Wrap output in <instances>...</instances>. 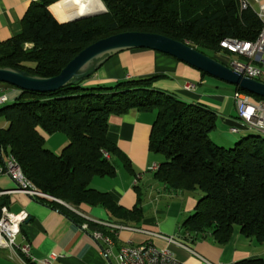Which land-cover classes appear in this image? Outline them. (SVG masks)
<instances>
[{"label":"trees","instance_id":"trees-1","mask_svg":"<svg viewBox=\"0 0 264 264\" xmlns=\"http://www.w3.org/2000/svg\"><path fill=\"white\" fill-rule=\"evenodd\" d=\"M59 1L43 0L28 8L20 33L0 45V68L54 78L92 44L123 33L157 34L214 58L222 40L255 42L262 29L257 12L241 11L239 0H101L107 13L69 23H61L50 9ZM155 82L140 79L113 87L79 82L54 93L19 90L18 98L0 108V120L6 123L0 127V165L13 157L38 192L69 207L88 205L103 209L111 221L140 223V196L128 210L91 183L96 177L117 176L113 157L134 173L128 158L107 139L111 117L130 111L155 114L149 148L165 158L156 180L198 197L194 214L181 225L185 239L224 245L238 229L245 238L263 243L264 138L250 135L233 148L218 146L211 137L217 114L158 91ZM41 132L63 134L69 144L57 155L46 147ZM49 203L78 226L106 233L105 226Z\"/></svg>","mask_w":264,"mask_h":264},{"label":"crops","instance_id":"crops-1","mask_svg":"<svg viewBox=\"0 0 264 264\" xmlns=\"http://www.w3.org/2000/svg\"><path fill=\"white\" fill-rule=\"evenodd\" d=\"M43 0H0V45L12 39L21 31V22L32 4ZM255 12L260 11L264 0H248ZM61 23H69L84 16L83 8L76 7L70 0H61L50 7ZM155 78L158 91L172 95L186 103L199 105L217 114V129L213 133L214 142L219 145H232L236 142L231 129H239L244 137L260 132L249 130L241 122L231 117L230 112L236 108L230 91L224 92L215 78L203 76L202 73L168 55L147 49L121 52L112 56L97 72L85 81L87 86H113L119 82ZM187 84L195 85L194 91L185 90ZM228 92V93H227ZM20 94L6 84H0V96L6 95L9 102ZM237 110V108H236ZM156 115L130 111L124 116L111 117L107 139L128 158L134 173L128 171L118 158L117 176L115 178L96 177L91 187L99 192L109 194L121 207L132 210L138 197H141L143 219L140 223L109 220L101 208L82 205L78 209L61 204L80 217L90 222H110L127 226L112 234L106 227V235L114 239V254L126 244H151L160 250L170 251L184 264H240L244 261L262 260L264 264V242L245 238L235 229L231 238L224 245L213 240L191 243L182 234V223L195 212L198 197L194 194L179 193L168 189L155 178L153 166L160 167L165 158L150 151V135ZM6 123L0 120V127ZM262 133V132H261ZM233 134V135H238ZM60 134L44 136L46 147L53 143ZM243 137V138H244ZM56 145L47 147L55 154H61L69 144L67 138H60ZM118 159V160H117ZM52 201V200H50ZM0 207L18 214L26 211L28 220L22 225L17 237L18 245H29L31 254L38 260L51 256V264H114L115 259H106L93 232L78 226L59 209L51 206L49 200H38L18 190L17 184L7 176H0ZM1 216V212H0ZM159 236L175 237L178 244H169ZM0 264H32L22 261L9 250L0 249ZM41 264V263H35Z\"/></svg>","mask_w":264,"mask_h":264},{"label":"built area","instance_id":"built-area-1","mask_svg":"<svg viewBox=\"0 0 264 264\" xmlns=\"http://www.w3.org/2000/svg\"><path fill=\"white\" fill-rule=\"evenodd\" d=\"M258 2V0H253ZM241 11L252 9L248 0H239ZM258 18L262 22L261 32L255 42H243L235 39H224L220 42V48H233L237 53H241L242 57L247 59H253V64L263 65V72H252V66L249 70H240L238 66L229 64L228 66L236 73H244L249 79L264 83V5L260 7V11L257 12ZM195 85L187 84L185 89L188 91H194ZM234 101L237 108L238 119L242 126L249 130H258L264 133V100L255 101L251 96L242 93L235 92ZM8 99L6 95L0 96V102ZM233 134H238L239 129H231ZM158 167L153 166L151 171H157ZM0 176H7L13 180L18 187V190L33 197L42 198L40 192L32 191L31 187L20 182L17 177V172L10 164L9 159L4 162V166H0ZM0 243H3V250H9L15 256H20L22 261L27 263V258H35L31 254V247L29 245H18L17 237L21 232L22 225L28 220L29 214L26 211H22L18 214L10 212L6 207H0ZM94 223L109 227L114 232H120L123 230H129L127 226L95 221ZM88 225H85L87 229ZM94 239L99 243L101 254L108 260L115 259L114 264H140V255L148 256V264H184L178 261L175 256L168 250H160L155 248L151 244L146 245H132L126 244L120 247L117 255L114 251H111L108 243L104 240H100L98 236L93 235ZM166 240L169 244H178L181 247H185L176 241L175 237L159 236ZM36 259V258H35ZM53 256L38 260L41 264H51Z\"/></svg>","mask_w":264,"mask_h":264},{"label":"water","instance_id":"water-1","mask_svg":"<svg viewBox=\"0 0 264 264\" xmlns=\"http://www.w3.org/2000/svg\"><path fill=\"white\" fill-rule=\"evenodd\" d=\"M105 13H107L106 9L103 13L84 15L75 21ZM137 49L168 55L207 76L234 86L236 90L240 89L264 99V83L245 78L216 59L181 42L147 33H123L100 40L83 50L59 76L54 78H39L20 70L0 68V83L13 86L20 91L54 93L69 84L85 82L93 78L112 56Z\"/></svg>","mask_w":264,"mask_h":264},{"label":"bare ground","instance_id":"bare-ground-1","mask_svg":"<svg viewBox=\"0 0 264 264\" xmlns=\"http://www.w3.org/2000/svg\"><path fill=\"white\" fill-rule=\"evenodd\" d=\"M76 7L83 8V13L85 15H94L100 14L105 12V6L101 0H70ZM222 52H224L227 56V60L229 64H233L238 66L240 70H249L250 66H252V72H263V65L261 64H253V59H247L246 57H242L241 53H237L233 48H221ZM245 78L248 76L244 73H238ZM9 103V98L5 101L0 102V108L4 107ZM10 164L14 167L17 172V177L20 179V182L27 187H31L32 191L38 192L36 188L28 181L25 177L22 168L20 167L19 163L13 158H9ZM0 166H4L0 165ZM42 198L57 201L54 198H51L47 195L41 193ZM62 203V202H61ZM83 217V216H82ZM88 228V226H87ZM112 234H115L114 230H111L107 227ZM93 235L98 236L100 240H104L105 243H108L110 246L111 251L115 249L114 239L111 236H108L102 232L95 231ZM0 249H3V243H0ZM120 249V248H119ZM30 262L32 264L38 263V260L35 258H27V263ZM140 264H148V256L147 255H140Z\"/></svg>","mask_w":264,"mask_h":264},{"label":"rangeland","instance_id":"rangeland-1","mask_svg":"<svg viewBox=\"0 0 264 264\" xmlns=\"http://www.w3.org/2000/svg\"><path fill=\"white\" fill-rule=\"evenodd\" d=\"M214 59H216L217 61H219V62H221L222 64H224V65H226V66H228V60H227V56H226V54L224 53V52H222V50L220 51V52H218L216 55H215V57H214ZM229 67V66H228ZM230 68V67H229ZM212 80H214V82H217L218 84H220L221 85V87H222V89H224V92H226L227 90L228 91H230L229 92V94L230 95H232L233 96V91H234V89H235V87L234 86H232V85H230V84H228V83H225V82H222V81H220V80H217V79H212ZM0 84H3V83H0ZM85 87H87V84H85L84 85ZM89 86V85H88ZM113 86H115V85H113ZM112 86V87H113ZM91 87V86H90ZM111 87V86H110ZM227 89V90H226ZM186 90V89H185ZM188 91V90H187ZM236 92H239V90H236ZM228 93V92H227ZM234 97V96H233ZM230 114H231V117H234V118H236V115H237V110H236V108H234V109H232V111L230 112ZM216 131V130H215ZM214 131V132H215ZM213 132V133H214ZM42 133V132H41ZM212 133V135H211V137L214 135L215 136V134H213ZM43 134V136H47L46 134H44V133H42ZM232 136H235V138H236V142L235 143H233L232 145H219V144H217L218 146H220V147H225V148H233V147H235V145L237 144V143H239L240 142V140L244 137L243 135H241V134H238V135H233V134H231ZM252 135H256V136H261L262 138H264V133H261V132H257L256 134H252ZM58 136H60V137H54L55 139L53 140V143L51 142V145H56V144H54V143H57L59 140H61L60 138H67L65 135H63V134H60V135H58ZM213 139V138H212ZM67 140H68V138H67ZM51 145L49 144V147H51ZM48 147V146H47ZM48 147V148H49ZM62 153V152H61ZM58 155V154H57ZM60 155V154H59ZM162 156V155H161ZM115 159H116V157H113V159H112V162L117 166L118 164L117 163H115ZM118 160V159H117ZM120 162H122L121 160H119ZM123 163V162H122ZM118 167V166H117ZM117 172H118V170H117ZM69 207V206H68Z\"/></svg>","mask_w":264,"mask_h":264}]
</instances>
